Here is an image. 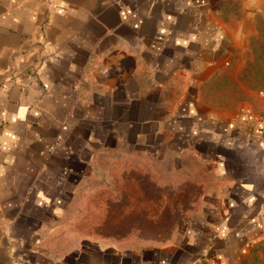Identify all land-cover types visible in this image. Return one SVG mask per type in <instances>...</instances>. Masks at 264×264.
Here are the masks:
<instances>
[{"label": "crops", "instance_id": "1", "mask_svg": "<svg viewBox=\"0 0 264 264\" xmlns=\"http://www.w3.org/2000/svg\"><path fill=\"white\" fill-rule=\"evenodd\" d=\"M259 19L264 0H0V264H264V96H219ZM180 189L170 243L110 242Z\"/></svg>", "mask_w": 264, "mask_h": 264}, {"label": "rangeland", "instance_id": "2", "mask_svg": "<svg viewBox=\"0 0 264 264\" xmlns=\"http://www.w3.org/2000/svg\"><path fill=\"white\" fill-rule=\"evenodd\" d=\"M247 46H240L236 49L232 67L221 80L222 90L221 104H227L232 99L253 96H264V19L256 22V28ZM236 86H232L235 83ZM211 94V93H210ZM264 123V115L261 117ZM153 176V174H151ZM160 181H164V174H156ZM196 191L185 189L181 193H173L172 196H158L156 203L151 205H140V213L135 214L134 220H127L124 223L123 236L109 237L110 242L118 241L125 246L155 245L163 246L170 243L177 235V229L181 224L182 216L190 213L196 207L187 204L191 199V192ZM147 192V191H146ZM136 210V206H131ZM116 221L109 224V232L116 233ZM122 231V230H121Z\"/></svg>", "mask_w": 264, "mask_h": 264}]
</instances>
